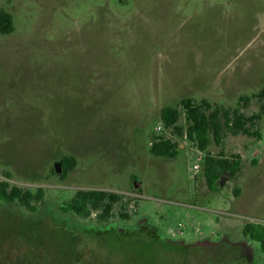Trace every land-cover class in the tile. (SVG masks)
Masks as SVG:
<instances>
[{"label":"rangeland","instance_id":"374dc122","mask_svg":"<svg viewBox=\"0 0 264 264\" xmlns=\"http://www.w3.org/2000/svg\"><path fill=\"white\" fill-rule=\"evenodd\" d=\"M0 10L14 26L0 34V180L45 192L33 214L0 206V264H264L242 236L264 225V115L259 139L227 135L223 154L240 172L212 188L183 110L182 136L160 120L186 98L258 111L264 0H0ZM154 136L177 156H153ZM66 157L75 166L60 179ZM88 189L121 196L113 218L60 211Z\"/></svg>","mask_w":264,"mask_h":264},{"label":"trees","instance_id":"16d2710c","mask_svg":"<svg viewBox=\"0 0 264 264\" xmlns=\"http://www.w3.org/2000/svg\"><path fill=\"white\" fill-rule=\"evenodd\" d=\"M9 2L10 0H6ZM14 31L13 18L4 10H0V34L9 35ZM259 102L258 111L247 116L240 109H229L221 105H212L202 100L199 104L190 98L180 101L176 108H164L160 113V120L165 129H172L178 136L183 130L177 127L180 109L183 110L186 122L185 138L196 144L199 152L205 153L203 165L204 176L209 188L227 171L232 177L240 172V158L238 156L227 159L223 154V147L228 134L237 136H254L259 139L258 131H252L256 121L264 115V86L253 95ZM241 101H250L249 98H240ZM214 144L220 152L213 156L208 147ZM149 152L155 157L173 159L178 154V145L169 138L154 136L150 141ZM61 173L57 176L64 179L68 171L75 166L72 157L63 158ZM8 178V177H6ZM233 193L238 196L239 191ZM45 192L42 188L34 192L11 185L0 180V206L21 213H36L44 206ZM121 201L117 193L104 190H77L73 197L62 203L60 211L86 219L94 215L98 222H106L114 217L113 208ZM122 220H128L127 215H120ZM242 236L250 241L257 242L264 250V225L247 223L242 228Z\"/></svg>","mask_w":264,"mask_h":264},{"label":"water","instance_id":"95a60500","mask_svg":"<svg viewBox=\"0 0 264 264\" xmlns=\"http://www.w3.org/2000/svg\"><path fill=\"white\" fill-rule=\"evenodd\" d=\"M54 172L55 174H60L61 173V163H55L54 164ZM231 174L227 171L223 172V176L220 178V180L218 181L219 184L222 186V184L224 183L225 180H227V177L230 176ZM201 246V245H199ZM205 246V245H202Z\"/></svg>","mask_w":264,"mask_h":264},{"label":"built area","instance_id":"2783aa9c","mask_svg":"<svg viewBox=\"0 0 264 264\" xmlns=\"http://www.w3.org/2000/svg\"><path fill=\"white\" fill-rule=\"evenodd\" d=\"M161 128H162L161 126H159V127L157 128V133H160ZM199 169H200V167H199V165H197V164L193 165V167H192V170H193L194 173H196Z\"/></svg>","mask_w":264,"mask_h":264},{"label":"flooded vegetation","instance_id":"af4514ba","mask_svg":"<svg viewBox=\"0 0 264 264\" xmlns=\"http://www.w3.org/2000/svg\"><path fill=\"white\" fill-rule=\"evenodd\" d=\"M211 246V245H210ZM209 245H207L206 247H210ZM245 252V251H244ZM249 261V259H247Z\"/></svg>","mask_w":264,"mask_h":264},{"label":"crops","instance_id":"0c3cea01","mask_svg":"<svg viewBox=\"0 0 264 264\" xmlns=\"http://www.w3.org/2000/svg\"><path fill=\"white\" fill-rule=\"evenodd\" d=\"M208 102V101H207Z\"/></svg>","mask_w":264,"mask_h":264}]
</instances>
